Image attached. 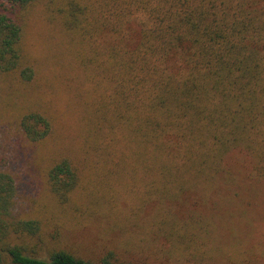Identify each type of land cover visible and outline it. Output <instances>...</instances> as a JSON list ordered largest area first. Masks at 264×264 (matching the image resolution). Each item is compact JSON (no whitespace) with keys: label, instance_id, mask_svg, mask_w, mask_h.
Returning <instances> with one entry per match:
<instances>
[{"label":"trees","instance_id":"16d2710c","mask_svg":"<svg viewBox=\"0 0 264 264\" xmlns=\"http://www.w3.org/2000/svg\"><path fill=\"white\" fill-rule=\"evenodd\" d=\"M39 1L52 13L57 7L86 107L83 146L47 172L60 202L93 161L129 175V191L146 176L141 198L160 204L209 196L231 175L234 150L264 173V0H0V71L24 81L35 76L24 60L26 16ZM21 128L37 143L54 120L35 110ZM6 164L0 144V264H147L112 253L95 261L64 248L42 252L40 221L13 210Z\"/></svg>","mask_w":264,"mask_h":264},{"label":"rangeland","instance_id":"374dc122","mask_svg":"<svg viewBox=\"0 0 264 264\" xmlns=\"http://www.w3.org/2000/svg\"><path fill=\"white\" fill-rule=\"evenodd\" d=\"M50 6L36 2L26 16L23 53L34 78L0 71L3 169L15 178V214L40 221L42 252L64 248L95 261L112 253L147 264H264V173L243 150L229 154L231 175L205 198L188 193L162 204L149 201L141 198L146 176L129 191V175L93 161L84 165L70 200L59 201L47 172L83 146L86 107L73 47L56 5L54 13ZM35 110L54 120L50 135L37 143L21 128L23 115Z\"/></svg>","mask_w":264,"mask_h":264}]
</instances>
